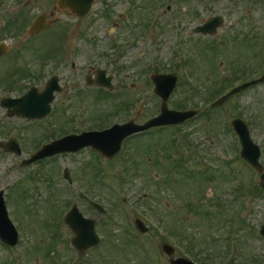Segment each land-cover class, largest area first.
Listing matches in <instances>:
<instances>
[{
	"label": "rangeland",
	"instance_id": "obj_1",
	"mask_svg": "<svg viewBox=\"0 0 264 264\" xmlns=\"http://www.w3.org/2000/svg\"><path fill=\"white\" fill-rule=\"evenodd\" d=\"M57 1L0 0V22H21L12 26L15 32L12 35L17 38L18 33L26 30L38 14L56 11L58 22L46 32L28 39L27 59L22 65L18 64L17 53L3 57L0 61V97H19L30 86L44 88L54 73H60L58 69L61 66L65 68L60 70L64 80L71 82L66 78L72 77L73 83L77 81L80 88H71L69 83L68 92L58 96L59 100L54 104L56 111L53 115L62 116L59 105L64 99H71L64 103L68 106V114L63 111L64 117L55 116L40 123L9 118L8 111L0 106V140L26 138L27 150L22 158L31 156V150L41 141L66 135L73 126V120L72 129L79 132L84 130L82 123L85 122L84 126L88 127L124 120L144 123L145 118L151 115L150 111L156 113L161 101L154 94L153 85L146 82V74L130 76L151 57L153 46L161 48L158 57L161 64L154 59L156 68L164 74L173 73L179 77L180 84L169 103L171 109H175L178 101H182L185 107L200 105L219 94L224 85L234 78L231 77L234 72H231L229 62L233 69L248 75L250 70L264 66V0H98L95 9L82 19L58 11ZM148 5L160 7L163 14L151 30L137 21L154 11L151 8L147 13L145 7ZM140 6L142 11L136 20L133 11L139 13ZM14 8L17 12L13 14ZM216 16L223 17L225 22L223 29L219 30V37L213 40L188 35ZM247 22L255 24V29L250 28ZM182 35L187 37L189 52L196 58L195 64L190 66L194 75L198 76L197 83L203 88L200 94L188 88L184 81V68L175 63ZM126 39L133 41V46L125 49L121 63L128 78L123 74L122 78L114 79L113 92L101 89L106 95L97 93L96 87L88 89L86 79L95 75L97 68L106 69L109 75L117 72L113 60L121 50L112 49L127 46ZM73 44L78 47L76 56ZM87 61L92 64L88 65ZM71 62L78 66L74 74L69 72ZM133 62L135 64L131 67ZM80 68L82 71H79ZM213 71L217 75H213ZM41 72L44 78L35 80ZM226 77L230 80L227 81ZM131 84L136 85L132 88ZM229 104L194 122L186 129L188 134H185L182 143L178 142L180 131L168 130L144 137L146 142L143 147L135 146L133 149L128 144V148L131 147L128 150L131 152L129 170H125L124 158L123 163L121 159L114 160L106 168L93 154L83 152L57 156L56 162L49 160L47 168L40 170H46L42 174L45 179H41L38 175L40 167L23 169L22 158L0 149V190H5L6 197L11 194V203L18 211L17 218L24 222L26 235L30 236V244L24 245L29 264H36L39 258L44 260L41 264H67L78 257L80 264L91 263L93 258L87 256L92 254L91 250L79 256V252L65 239H70V235L62 231L67 227L64 214L74 203L85 216L97 222L100 236L107 242L104 250L93 252L99 264L104 253L105 259L101 264H163L160 261L164 258L158 251L165 243L176 248L177 258L187 257L194 261L187 255L185 246L199 263L264 264V240L259 228L253 229L249 224L248 228L238 219V213L245 205L241 216L243 221L257 227L264 225V192H260L259 174L240 158L241 146L234 133L230 134L227 130L226 124V121L232 120V115H240L251 122L252 137L262 147L264 164V84L233 98ZM74 111H82V116L74 117ZM125 111L128 112L125 118L119 116ZM20 128L22 130H18ZM210 138H215V144H211ZM157 142L161 145L153 152ZM198 147L205 151L206 162L194 155L193 150ZM101 167L104 172L100 171ZM66 168L79 182L72 187L74 191L64 179ZM101 184L103 188L99 187ZM98 187L100 191L97 195L100 201L105 200L107 214L93 210L77 194V189L86 193L85 190H98ZM108 188L111 194L107 196ZM118 192L123 196L117 197ZM219 197H223V201H219ZM245 199L247 202L244 204ZM142 215L148 219L144 218L150 233L147 235L149 238H141L143 244L136 247L131 245L133 237L130 230L133 231L135 218H142ZM58 231L63 232L60 239L56 235ZM233 232L236 233L237 243L231 234ZM156 233L158 236L155 238ZM36 240L42 245L48 244V259L36 255L35 249L42 248ZM6 258L10 261L9 254ZM2 259L0 251V264H5ZM165 259L168 261L167 257Z\"/></svg>",
	"mask_w": 264,
	"mask_h": 264
},
{
	"label": "water",
	"instance_id": "obj_2",
	"mask_svg": "<svg viewBox=\"0 0 264 264\" xmlns=\"http://www.w3.org/2000/svg\"><path fill=\"white\" fill-rule=\"evenodd\" d=\"M95 0H59L58 5L60 8H69L73 13L80 17L87 15ZM42 19L37 21L33 27L32 33H36L44 29ZM223 26V18L215 17L209 19L206 24L196 28L193 32L203 35H216L219 27ZM4 48H0V55L5 53ZM106 71H101L100 79L97 81L101 87L112 89V78H105ZM153 81L156 85V93L163 99L161 115L152 119L144 126L128 123L123 126H115L112 129L102 132L83 133L80 136H68L61 140L55 141L46 145L41 151L34 155L30 160L24 161V164H31L37 160L45 157L54 156L59 153L77 152L85 147H92L97 151L102 152L105 156L111 158L115 156L120 148L122 141L129 135L137 132L145 131L155 126H170L180 125L196 115L194 111L178 112L171 111L168 108V100L171 93L177 84V77L174 75H154ZM264 81V76L256 81L234 89L232 92L223 96L218 100L214 106L223 105L229 97L238 93L239 91ZM92 83V82H90ZM61 88L58 85L57 77L53 78L47 85L44 92L39 93L36 88H33L28 94L21 99L9 100L4 102V107L10 109V117L15 115L28 118V119H42L47 117L51 112V103L55 99L54 93L60 92ZM13 108V110H11ZM235 132L240 137L242 144L241 157L249 162L256 168L261 175V187L264 188V167L260 164L261 150L260 147L255 145L251 140L250 133L247 125L240 119H236L232 123ZM0 147L5 148L8 152H15L21 154L18 144L15 141H10L7 144H0ZM197 154V152H196ZM65 178L70 181L69 173L66 172ZM94 205V204H93ZM95 207L99 208V206ZM66 223L76 233L73 239V245L81 252H85L87 248L97 245L98 239L95 235V222L83 218L76 206L73 207L71 212L66 217ZM143 232L147 231L142 225H139ZM261 233L264 235V227ZM0 237L6 243L14 245L17 240V233L8 218V213L5 208L3 192L0 193ZM165 250L169 255H173V249L165 246ZM172 264H193L192 262L179 259L171 260Z\"/></svg>",
	"mask_w": 264,
	"mask_h": 264
},
{
	"label": "flooded vegetation",
	"instance_id": "obj_3",
	"mask_svg": "<svg viewBox=\"0 0 264 264\" xmlns=\"http://www.w3.org/2000/svg\"><path fill=\"white\" fill-rule=\"evenodd\" d=\"M17 12V9L16 8H14L13 9V11H12V13L14 14V13H16ZM65 12H67V11H65ZM48 14V13H47ZM55 14H56V11H52L50 14H48L49 15V17H48V20H52V25L51 26H54L55 24H57L58 22H57V17L55 16ZM13 20H15V18L13 19ZM16 24V23H18L19 25H20V23L21 22H0V34L2 33V36H0V43H2V42H4V43H6V44H8V46H9V52H8V54H6V55H4V56H2L1 58H0V61L3 59V57H5V56H7V55H10V54H15V53H17V59L19 60V62H18V64H20V65H22L24 62H25V57H24V55L26 54V52H27V49L29 48V44H27V42H28V39L30 38V37H34V36H37V35H39V34H41V33H44V32H46L47 30H44V31H42V32H40L39 34H36V35H28L27 33H28V30H29V28L30 27H28V28H26V30L24 29L23 30V32H19L18 33V38L17 37H15L14 35H12V34H15V32L13 31V24ZM33 22H31V24H32ZM31 26V25H30ZM17 41V42H16ZM74 49V48H73ZM77 51V50H76ZM75 51V55H76V52ZM30 52H32V51H30ZM74 54V53H73ZM23 56V57H22ZM74 56V55H73ZM70 56H68V57H66L67 59L69 58ZM65 68H64V66H61V67H59V72L60 73H57L56 75L59 77V81H60V84H61V86H62V88H63V91H62V93L61 94H59L58 96H62L63 94H64V92L66 91V92H68V89H69V87H70V85H69V83L70 84H72L71 85V88H74V89H80L79 88V83L76 81L75 83H73V81L71 80L72 79V77L70 78V77H67L66 79H70V81L71 82H67L66 80H64V77L63 76H61V71L60 70H64ZM77 66H76V64H74L73 62L71 63V69L69 70V72L70 73H72V74H74V72L75 71H77ZM94 75V74H93ZM93 75H90L89 77H88V79L90 78V77H92L93 78V80H95L96 79V73H95V75L93 76ZM29 78H31V77H28V79ZM44 78V76H43V74H41L40 76H38L37 78H34L35 80H42ZM229 77H226V80L227 81H229ZM63 82H65V84H63ZM46 83H47V81H46ZM27 89H29V87L27 88ZM25 92H26V90H25ZM24 92V93H25ZM23 93V94H24ZM58 97H57V99H56V101H55V103L56 102H58ZM65 101H66V99H64L63 100V102L60 104V105H63L64 103H65ZM53 110L55 111V105L53 104ZM62 111V110H61ZM68 229H70V228H68ZM67 229V227L66 228H64V229H62V231L64 232V233H66V234H69L70 236V239H67V238H65L66 239V241L67 242H69V244L72 246V248H74L73 247V245H72V240H73V238L75 237V234L73 233V231L70 229V231L72 232V234H70L69 233V230ZM63 232L61 233V232H57V234L56 235H58L59 236V238L58 239H60V237H62V234H63ZM100 232V231H99ZM101 233V232H100ZM100 233H99V235H100ZM21 234V233H20ZM56 237V236H55ZM20 243L16 246V247H12V248H8V247H3L2 245H1V243H0V245L3 247L2 248V255H3V257H4V259H2V261H4L5 262V264H11L10 263V261L13 263V264H29V261H28V259H27V254H26V252H25V247H24V245L25 244H27V246L30 244V236L29 235H26V234H22L21 235V237H20V241H19ZM36 243H37V245L39 246V247H41L42 246V248H40V249H35V253H36V255H39L40 254V257H42V259H45V257H47L48 255H49V252H48V244H45V245H42V243H41V241L40 242H37V240H36ZM59 244H62V243H59ZM58 244V245H59ZM64 246L66 245V244H63ZM26 246V247H27ZM46 247V248H45ZM7 248V249H6ZM75 249V248H74ZM50 251V250H49ZM93 250H91L90 252H92ZM7 254H9L10 255V261H9V259L8 258H6V256H7ZM42 254V255H41ZM52 254H55V253H52ZM79 256H84L85 254H81V253H79L78 254ZM89 255V254H88ZM87 255V256H88ZM15 256L17 257V260H18V262H16L15 261ZM79 258L80 257H78V259L77 260H75L74 262H73V260L71 261V262H69V263H67V264H71L72 262V264H80V260H79ZM41 258H39L38 260H36V264H41V262L43 261L44 262V260H40ZM46 259H48V257L46 258ZM34 263H35V261H34ZM45 264H47V263H45ZM64 264H66V263H64ZM83 264V263H82ZM88 264H92V263H88Z\"/></svg>",
	"mask_w": 264,
	"mask_h": 264
},
{
	"label": "trees",
	"instance_id": "obj_4",
	"mask_svg": "<svg viewBox=\"0 0 264 264\" xmlns=\"http://www.w3.org/2000/svg\"><path fill=\"white\" fill-rule=\"evenodd\" d=\"M216 95H219V94H216ZM216 95H215V96H216ZM180 103H181V104H180ZM186 106H188V105H186ZM174 107H175V109H178V110H186V109H187L185 106H183L182 101L176 103V104L174 105ZM158 164H159V163H158ZM158 164H157V165H158Z\"/></svg>",
	"mask_w": 264,
	"mask_h": 264
}]
</instances>
